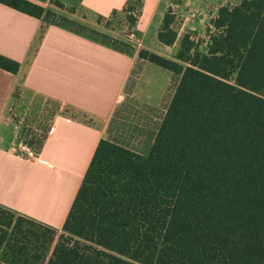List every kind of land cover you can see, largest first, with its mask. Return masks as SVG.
Segmentation results:
<instances>
[{
  "label": "trees",
  "instance_id": "obj_1",
  "mask_svg": "<svg viewBox=\"0 0 264 264\" xmlns=\"http://www.w3.org/2000/svg\"><path fill=\"white\" fill-rule=\"evenodd\" d=\"M39 1L0 0L42 18L39 39L58 22L130 51ZM133 8L94 14L134 26ZM173 22L166 12L164 45L177 39ZM212 23L204 51L189 32L174 57L140 47L126 95L146 61L170 72L154 138L144 152L133 134L100 138L52 248L54 228L0 204V264H264V0L223 4ZM0 67L20 62L0 53Z\"/></svg>",
  "mask_w": 264,
  "mask_h": 264
},
{
  "label": "crops",
  "instance_id": "obj_2",
  "mask_svg": "<svg viewBox=\"0 0 264 264\" xmlns=\"http://www.w3.org/2000/svg\"><path fill=\"white\" fill-rule=\"evenodd\" d=\"M61 1L66 6L103 15L128 2ZM157 1H143L142 18L151 17ZM40 3L56 11L50 0ZM140 19H136L134 28L137 36L144 38L145 29L137 24ZM42 23V18L0 2V53L20 62L17 72L0 67V204L59 233L100 138L126 144L128 135L133 134L136 138L131 142L137 140L136 148L142 152L148 149L157 128L149 142L144 140L148 124L138 121L132 125L128 113L134 104L164 113L160 102L170 74L157 100L136 98L144 71L157 69L146 61L132 93L126 95L124 87L140 46L132 44L134 47L126 51L58 22H48L39 39ZM157 30L153 43L161 45ZM143 47L164 52L149 43ZM16 87L20 92L14 94ZM23 95L50 99L74 113L54 117L38 151L42 161L25 159L13 150L19 141L21 121L26 122L29 115L22 117L17 111L12 114L9 108L14 99L20 100ZM118 109L120 113L115 117ZM114 119L124 122L125 128L112 126Z\"/></svg>",
  "mask_w": 264,
  "mask_h": 264
},
{
  "label": "rangeland",
  "instance_id": "obj_3",
  "mask_svg": "<svg viewBox=\"0 0 264 264\" xmlns=\"http://www.w3.org/2000/svg\"><path fill=\"white\" fill-rule=\"evenodd\" d=\"M143 1L144 0H128V4L131 2V4L134 5L132 13L137 19L138 17L140 19L141 16ZM237 2H239V0H158L151 9V17L142 18L141 16L140 21L137 22L140 29H145L144 38L139 39L141 42L140 44L128 38L127 33L129 31V21L128 18L121 15H117L116 17L108 16L106 19L97 21L93 12L83 8L70 10L56 5H54V8L58 13L69 15L73 18L75 26L83 27L88 31L94 32L101 38H109L120 46H129L132 48L138 45L143 47V45L149 43L157 48L160 47V49L164 51L162 54L166 53L165 55L174 57L175 52L179 47L181 37L186 32L190 33L191 38L194 41V46L199 50L204 51L207 47L209 34L215 29L212 20L215 18L214 16L216 15L218 8L223 4L233 5ZM194 11L195 14L192 15V12ZM166 12H171L174 15L173 27L178 32L177 39L172 45H164L163 43L157 45L156 43H153L156 38L154 30L161 26ZM150 64L151 65L149 66H154L157 69L151 70L148 68L144 71V75L141 77L136 89V98L143 100H157L162 93L163 88L165 89V84L170 74L169 70L154 63ZM10 106H12L15 111L21 112L22 117L25 116V114L29 115L26 122H37L35 124L41 130L46 129V132L51 126L54 117L70 113L69 109L65 111V105L57 104L47 98H37V95H23L20 100L14 99ZM128 115L132 118V125L137 124L138 121H141L143 124H148L144 140L149 142L151 137H153L155 128H157L161 120L163 112L158 108L150 111L140 104H134ZM23 122L25 123V120ZM126 122L128 124L130 123L129 120H126ZM24 128L26 129L25 126ZM19 131H21V128ZM19 131L18 135L24 138ZM59 233L56 231L54 240L58 238ZM52 247L53 242L51 244V248Z\"/></svg>",
  "mask_w": 264,
  "mask_h": 264
},
{
  "label": "built area",
  "instance_id": "obj_4",
  "mask_svg": "<svg viewBox=\"0 0 264 264\" xmlns=\"http://www.w3.org/2000/svg\"><path fill=\"white\" fill-rule=\"evenodd\" d=\"M192 13H193L192 15H194L195 11ZM127 36L130 40L138 44L141 43L139 40L140 38L137 36L134 26L129 25V31L127 33ZM9 112L14 114V109L10 107ZM65 119L69 120L70 117H65ZM35 123L37 122L24 123L23 121H21L20 125L25 126L29 134L27 136H24V138L19 136L18 144L13 149L14 152H16L18 155L28 160H41L38 151L42 146V142L44 140L46 133L49 131V129H47V132L46 129L41 130Z\"/></svg>",
  "mask_w": 264,
  "mask_h": 264
}]
</instances>
